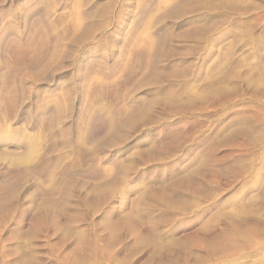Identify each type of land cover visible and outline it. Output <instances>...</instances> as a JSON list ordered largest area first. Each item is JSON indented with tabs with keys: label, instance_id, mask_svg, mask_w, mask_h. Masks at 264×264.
Segmentation results:
<instances>
[{
	"label": "rangeland",
	"instance_id": "obj_1",
	"mask_svg": "<svg viewBox=\"0 0 264 264\" xmlns=\"http://www.w3.org/2000/svg\"><path fill=\"white\" fill-rule=\"evenodd\" d=\"M168 1L0 0V264H264V0Z\"/></svg>",
	"mask_w": 264,
	"mask_h": 264
},
{
	"label": "bare ground",
	"instance_id": "obj_2",
	"mask_svg": "<svg viewBox=\"0 0 264 264\" xmlns=\"http://www.w3.org/2000/svg\"><path fill=\"white\" fill-rule=\"evenodd\" d=\"M138 1V0H137ZM179 1H181V0H171V1H168V3L167 4H165L164 3V5H165V8H163L164 10H165V12L167 11V10H169L172 6H174L176 3H178ZM164 2V1H163ZM44 5V4H43ZM82 6V5H81ZM176 6V5H175ZM85 7H87V8H84V15L86 14V11L88 10V6H85ZM42 6L39 4V3H36V4H33V5H31V7L29 8V11H28V14H27V18H29V17H32V16H34L35 14H37L39 11H41L42 10ZM48 9V8H47ZM59 10V9H58ZM160 10H162V9H160ZM44 11V10H43ZM92 12H94V11H92ZM142 12V11H141ZM162 12H164V11H161V12H159V15H160V13H161V15L162 14H164V13H162ZM47 15V14H46ZM87 15V14H86ZM43 17V16H42ZM45 17V16H44ZM89 18V17H88ZM90 19H91V17H90ZM156 21V20H155ZM44 22V21H43ZM149 24V23H148ZM39 25V24H38ZM37 25V26H38ZM40 28V27H39ZM49 28L50 27H48V29H45V37H46V46H47V48L49 47V45L51 44V41H52V38H51V35L49 34ZM150 28V27H149ZM57 29V28H56ZM75 31V30H74ZM77 31V30H76ZM1 33H2V36H3V38H5V37H8V36H10V35H12V34H14V35H19V32L18 31H15L14 29H12L11 27H6L5 29H3V30H1ZM56 33H57V31H56ZM144 33V32H143ZM40 34V33H39ZM76 34V33H75ZM75 37V36H74ZM81 37V36H80ZM45 41V40H44ZM151 41V40H150ZM64 44V43H63ZM44 47V46H43ZM42 49V48H41ZM47 50V49H46ZM45 55V54H44ZM136 57V56H135ZM130 60V59H129ZM34 62H36V61H34ZM33 64H35V63H33ZM37 64V63H36ZM35 64V65H36ZM104 66V65H103ZM18 72V71H17ZM16 74H18V73H15V75ZM20 74V73H19ZM22 75V74H21ZM4 76V79H7V80H9L10 78H11V75H10V73H6L5 75H3ZM19 77V76H18ZM17 77V78H18ZM3 79V78H2ZM14 79V78H13ZM11 80V79H10ZM16 80V79H15ZM7 82H9V81H7ZM6 82V83H7ZM13 82H14V80H13ZM13 82H10V83H13ZM8 86V85H7ZM12 87V86H11ZM53 103V102H52ZM59 107V106H58ZM55 110V109H54ZM103 113V111L102 110H99V111H96L95 112V114H98V115H100V114H102ZM54 115V114H53ZM53 115H52V117H53ZM97 115V116H98ZM103 116L105 115V114H102ZM56 116V115H55ZM54 116V117H55ZM61 117V116H60ZM67 117V116H66ZM100 117H102L101 115H100ZM105 117V116H104ZM108 117V116H107ZM58 119V118H57ZM65 119V118H64ZM99 119H101V118H99ZM53 120V119H52ZM54 125H55V123H54ZM53 125V126H54ZM109 126V125H108ZM104 127V126H103ZM105 128V127H104ZM67 130V129H66ZM91 130V129H90ZM100 131V130H99ZM97 132V131H96ZM101 132V131H100ZM90 134V133H89ZM88 134V135H89ZM90 136V135H89ZM60 139H62V138H60ZM58 140V139H57ZM55 141V140H54ZM60 141V140H59ZM60 143V142H59ZM34 148V147H33ZM54 151H55V149H54ZM51 162V161H50ZM49 162V163H50ZM17 166V165H16ZM55 167V166H54ZM15 168V167H14ZM38 170V169H37ZM49 170V169H48ZM47 172H49V171H47ZM95 173V172H94ZM98 174V173H97ZM97 174H95V175H97ZM35 176V175H34ZM36 177V176H35Z\"/></svg>",
	"mask_w": 264,
	"mask_h": 264
}]
</instances>
